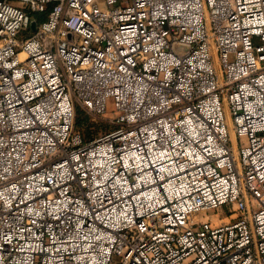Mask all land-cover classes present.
Listing matches in <instances>:
<instances>
[{
  "label": "built area",
  "instance_id": "built-area-1",
  "mask_svg": "<svg viewBox=\"0 0 264 264\" xmlns=\"http://www.w3.org/2000/svg\"><path fill=\"white\" fill-rule=\"evenodd\" d=\"M0 264H264V0H0Z\"/></svg>",
  "mask_w": 264,
  "mask_h": 264
},
{
  "label": "rangeland",
  "instance_id": "rangeland-1",
  "mask_svg": "<svg viewBox=\"0 0 264 264\" xmlns=\"http://www.w3.org/2000/svg\"><path fill=\"white\" fill-rule=\"evenodd\" d=\"M124 1V0H123ZM110 106L111 108L109 109V113H112L114 111L113 108V102L110 101ZM81 109V108H78ZM82 112H78L77 114V124L75 126V129L77 132H79L84 141H90L92 139L98 138L100 135H102L104 132L110 129L109 126L106 128H103V119L101 118H95L94 116L88 115L85 111L81 109ZM78 118H80V123L78 124ZM107 129V130H105ZM224 214L222 216L224 217L225 215H229V209L224 208ZM223 217L221 219H223ZM226 222L229 221V219L225 220Z\"/></svg>",
  "mask_w": 264,
  "mask_h": 264
},
{
  "label": "trees",
  "instance_id": "trees-1",
  "mask_svg": "<svg viewBox=\"0 0 264 264\" xmlns=\"http://www.w3.org/2000/svg\"><path fill=\"white\" fill-rule=\"evenodd\" d=\"M36 19H37V22L40 24V23H42V22H44L45 20H46V15L45 14H37L36 15ZM78 112H82L81 111V109H78L77 110V114H78ZM77 119V118H76ZM80 123V118H78V124ZM76 124H77V120H76ZM105 126L103 125V128H104Z\"/></svg>",
  "mask_w": 264,
  "mask_h": 264
},
{
  "label": "water",
  "instance_id": "water-1",
  "mask_svg": "<svg viewBox=\"0 0 264 264\" xmlns=\"http://www.w3.org/2000/svg\"><path fill=\"white\" fill-rule=\"evenodd\" d=\"M32 29H36V24L35 23L32 25Z\"/></svg>",
  "mask_w": 264,
  "mask_h": 264
},
{
  "label": "bare ground",
  "instance_id": "bare-ground-1",
  "mask_svg": "<svg viewBox=\"0 0 264 264\" xmlns=\"http://www.w3.org/2000/svg\"><path fill=\"white\" fill-rule=\"evenodd\" d=\"M233 140H234V137H233ZM234 142H235V140H234Z\"/></svg>",
  "mask_w": 264,
  "mask_h": 264
}]
</instances>
